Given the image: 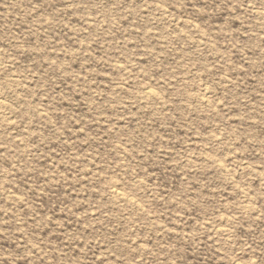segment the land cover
<instances>
[{"label":"rangeland","instance_id":"obj_1","mask_svg":"<svg viewBox=\"0 0 264 264\" xmlns=\"http://www.w3.org/2000/svg\"><path fill=\"white\" fill-rule=\"evenodd\" d=\"M0 101V264H264V0H0Z\"/></svg>","mask_w":264,"mask_h":264},{"label":"bare ground","instance_id":"obj_2","mask_svg":"<svg viewBox=\"0 0 264 264\" xmlns=\"http://www.w3.org/2000/svg\"><path fill=\"white\" fill-rule=\"evenodd\" d=\"M143 92H144V90H143ZM145 95H147V96H152L153 95V91H152V89H150V88H147V89H145V93H144ZM156 95V94H155ZM206 96V95H205ZM153 97H155V96H153ZM2 104V102L0 101V105ZM2 106V105H1ZM0 106V107H1ZM110 186V185H109ZM109 189H110V187H109ZM124 193V192H123ZM122 193V191H119L118 189H117V187H115V186H111V189H110V194L113 196V197H115V198H123L125 195ZM133 199V198H132ZM125 200H127V199H125Z\"/></svg>","mask_w":264,"mask_h":264}]
</instances>
